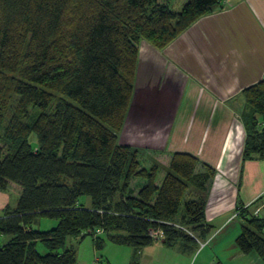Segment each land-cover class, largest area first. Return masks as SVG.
<instances>
[{
    "label": "trees",
    "instance_id": "16d2710c",
    "mask_svg": "<svg viewBox=\"0 0 264 264\" xmlns=\"http://www.w3.org/2000/svg\"><path fill=\"white\" fill-rule=\"evenodd\" d=\"M173 1L0 0V129L9 116L0 134V152L7 154L0 190L10 183L21 188L16 206L0 218V238H8L0 264H78L68 239L81 244L95 233L98 252L106 243L149 247L156 231L166 247L179 239L205 241L206 201L187 194L208 192L215 170L179 153L167 165L149 164L118 137L134 94L140 41L162 51L224 0H186L179 12ZM241 95L242 161L264 159V80ZM30 107L40 112L34 116ZM235 215L242 221L237 251L264 264V218L243 207ZM39 218L57 226L33 229Z\"/></svg>",
    "mask_w": 264,
    "mask_h": 264
},
{
    "label": "crops",
    "instance_id": "0c3cea01",
    "mask_svg": "<svg viewBox=\"0 0 264 264\" xmlns=\"http://www.w3.org/2000/svg\"><path fill=\"white\" fill-rule=\"evenodd\" d=\"M221 7L162 51L140 41L134 94L119 134L120 144L143 150L139 155L149 164L167 165L179 153L216 170L208 193L193 189L188 195L198 192L206 201L208 243L231 227L238 208L264 218V159L241 160V94L264 80V0H224ZM20 195L14 183L0 190V218ZM141 249L132 248L126 264H151ZM77 260L85 264L79 255Z\"/></svg>",
    "mask_w": 264,
    "mask_h": 264
},
{
    "label": "rangeland",
    "instance_id": "374dc122",
    "mask_svg": "<svg viewBox=\"0 0 264 264\" xmlns=\"http://www.w3.org/2000/svg\"><path fill=\"white\" fill-rule=\"evenodd\" d=\"M185 1L186 0H174L171 3L170 7L173 11L179 12L182 9V6L184 5ZM29 111L30 114H33L34 116H36L37 113L40 112L39 108H35V107H30ZM8 119L9 116L4 121L2 128L0 129V134L3 133V130L7 125ZM29 142L33 149L37 148V139L35 135H32L30 137ZM139 151H143V150H139ZM6 155L7 154H3L0 152V160L6 157ZM241 160H243L242 155H241ZM215 175H216V170H215ZM136 184L137 183L135 181L132 183L133 188L136 187ZM140 184L142 185V182H140ZM191 191L192 189L190 190V192ZM198 192H202V191H198ZM198 192L197 195L195 193L193 197L191 195L190 198H193L194 200L199 199L201 196H198L199 194ZM82 202L85 203L86 205H89L90 199L87 197H83ZM234 218L235 220L232 222L231 227H228L229 229L221 233L220 235L215 236L216 237V238L214 237L215 240L211 243H208L206 241H201L199 243L198 241V245H197V243L189 241L187 239H179L175 242V244L172 247H166L165 245H163V240H164L163 232L158 231L161 234L158 233L157 235L152 237L154 243L151 244V246L149 247H145L141 249L142 258L143 259L146 258L145 260L147 263H150L152 261L151 264H262V262L259 260L257 256H256L257 258L256 260L250 259L249 255H243L240 252H237L236 250L233 251L231 249L232 242L230 241H232L234 237H237L236 235L241 233V220L238 219L237 215H233L232 219ZM56 226H57L56 220L39 218L36 224L33 226V229L39 231H49L55 228ZM176 227L180 228V226H176ZM98 236H100V234L95 233L94 237L92 238L86 237V239H84V241L81 244H79L77 240L68 239L69 242L71 241L73 245L77 247V255L80 256L81 263L104 264L105 261L109 262L108 261L109 259L110 261H114L111 263L126 264V259L128 258L130 259L132 257V253H131L132 248L116 246L110 243H106L104 249L101 252L96 251L94 245V239L97 238ZM198 239L200 240V238ZM7 241L8 238L2 236L0 238V245L5 244ZM92 244L94 248L92 247ZM208 244L210 245L207 246ZM186 247H192L194 249H190ZM213 247H216V249H213ZM37 249L41 254L46 253V250L42 245H38ZM236 254H240L241 257L238 259Z\"/></svg>",
    "mask_w": 264,
    "mask_h": 264
},
{
    "label": "built area",
    "instance_id": "2783aa9c",
    "mask_svg": "<svg viewBox=\"0 0 264 264\" xmlns=\"http://www.w3.org/2000/svg\"><path fill=\"white\" fill-rule=\"evenodd\" d=\"M158 233L161 234V233L158 232V231H156V232H151V236L153 237V236L157 235Z\"/></svg>",
    "mask_w": 264,
    "mask_h": 264
},
{
    "label": "bare ground",
    "instance_id": "6f19581e",
    "mask_svg": "<svg viewBox=\"0 0 264 264\" xmlns=\"http://www.w3.org/2000/svg\"><path fill=\"white\" fill-rule=\"evenodd\" d=\"M213 181V180H212ZM212 181L210 182V184L208 185V191H209V187L211 186V184H212ZM208 193V192H207Z\"/></svg>",
    "mask_w": 264,
    "mask_h": 264
}]
</instances>
